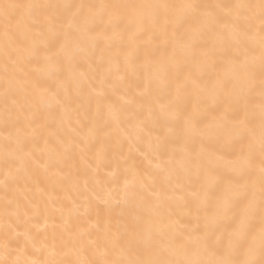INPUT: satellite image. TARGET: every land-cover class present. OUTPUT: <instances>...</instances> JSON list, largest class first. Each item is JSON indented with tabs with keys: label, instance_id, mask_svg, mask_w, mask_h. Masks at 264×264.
<instances>
[{
	"label": "snow or ice",
	"instance_id": "1",
	"mask_svg": "<svg viewBox=\"0 0 264 264\" xmlns=\"http://www.w3.org/2000/svg\"><path fill=\"white\" fill-rule=\"evenodd\" d=\"M61 11L68 19L67 30L58 18ZM98 23L113 32L123 26L134 37L147 35L149 43L156 45L146 57L154 61L157 78L145 82L142 95H150L154 87L164 85L170 70L179 74L190 65L185 81L191 84L197 102L190 110L175 102L164 109L177 125L174 135L182 153L181 166L190 183L196 185L191 191L189 219L180 230L171 215L167 226L156 223L151 215L137 216L125 244L106 245L99 258L80 259V252L85 250L81 247L76 260L43 264H264V0L99 5L0 0L4 123L5 127L11 124L16 128L14 138L11 134L5 137L9 144L14 142L17 148L22 145L18 121H12L7 104L9 99L13 106L16 104L12 94V82H19L16 73H22L24 81L31 84L28 98L32 103L47 102L63 109L58 91L46 87L42 77L55 75L57 89L64 87L65 81L59 79L61 59L71 68L73 45L95 32ZM205 38L201 47L200 41ZM57 41L58 50L50 52ZM207 71L215 72L210 87L201 84ZM32 73L37 78L31 79ZM257 91L258 104L251 98ZM201 100H211L215 109L210 123H205L208 113ZM105 108V124L114 122L118 126L121 109L113 103ZM207 137L215 138L212 147L205 143ZM157 141L158 148L166 146L169 137H157ZM149 164L162 168L151 160ZM128 191L126 180V196ZM94 244L89 237L88 246ZM0 248V264H21L18 257L10 258L7 232ZM31 264L38 262L33 260Z\"/></svg>",
	"mask_w": 264,
	"mask_h": 264
},
{
	"label": "bare ground",
	"instance_id": "2",
	"mask_svg": "<svg viewBox=\"0 0 264 264\" xmlns=\"http://www.w3.org/2000/svg\"><path fill=\"white\" fill-rule=\"evenodd\" d=\"M19 2L99 5L157 0ZM195 2L230 4L255 0ZM58 18L67 30V16L61 11ZM205 43L206 38L200 46ZM155 47L147 35L134 37L123 26L113 32L98 23L95 32L73 45L71 68L61 59L63 71L59 79L65 81L64 87L57 89L55 75L42 77L46 87L58 91L65 104L63 109L47 102L32 103L28 98L31 84L17 72L19 82H12L16 104L13 106L10 99L7 104L12 121H18L21 130L20 148L5 139L10 134L14 138L16 128L11 124L5 127L4 123L6 86L0 56V245L7 232L11 259L18 257L21 264L76 260L81 247L85 250L80 252V259L99 258L106 245L125 244L137 216L151 215L156 223L167 226L171 215L177 229L183 230L196 185L190 183L181 166L182 153L174 135L177 125L164 109L175 102L190 110L197 97L185 81L190 65L179 74L170 70L164 85L154 87L150 95H142L145 82L157 78L154 61L146 57V52L151 53ZM58 48L59 41L50 46V52ZM25 70L31 71L27 66ZM214 77L215 72H205L201 84L210 87ZM35 78L37 74L32 73L31 79ZM251 98L258 104V91ZM108 103L121 109L118 126L114 122L105 124ZM201 103L208 113L205 123H210L215 111L211 100ZM166 135L169 144L158 148L157 137ZM205 143L212 147L215 138L207 137ZM150 160L162 168L150 165ZM256 163L259 164L258 157ZM89 237L95 241L92 246H88Z\"/></svg>",
	"mask_w": 264,
	"mask_h": 264
}]
</instances>
